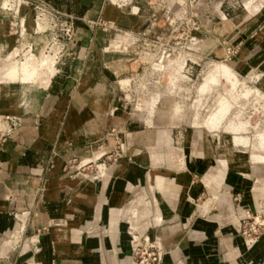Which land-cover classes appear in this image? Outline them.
I'll return each mask as SVG.
<instances>
[{"label":"crops","instance_id":"obj_1","mask_svg":"<svg viewBox=\"0 0 264 264\" xmlns=\"http://www.w3.org/2000/svg\"><path fill=\"white\" fill-rule=\"evenodd\" d=\"M40 1L58 17L74 21L71 40L63 39L53 26L54 17L43 12ZM124 6L111 0H0L1 54L15 49L13 59L20 62L26 55L37 56L42 51L52 59L53 69L46 81L38 82L34 109L5 104L21 97L19 80L4 83L7 95L0 93V122L7 116L17 119L0 151V264H131L129 240L145 235L162 250L160 264H264V243L257 251L247 248L243 242H248L239 233L240 224H236L240 213L233 203L235 192L242 191V203L254 209L250 197L244 200L245 192L253 193L251 178L246 186L237 182L228 191L219 184L213 196L208 183L206 187L201 183V173L213 159L214 146L211 152L208 144L198 162L188 160L189 167L157 164L151 156L153 150L148 159L143 150L148 148L146 137H153L149 148L159 147L154 129L141 125L138 115L143 111L135 115L124 105L112 106L116 88L129 98L135 79L126 76L128 81L122 84L118 76L113 85L116 74L108 60L114 54L106 52L107 45L122 34L130 36L132 44L142 34L145 24L135 28L131 16L148 21L139 14L137 4L129 10ZM254 16L257 21L264 20V8ZM97 19L113 23L114 28H97ZM254 47V51L259 50ZM124 54V58L128 56ZM261 61L264 49L252 58L253 65ZM45 70L46 66L41 69ZM129 117H136V121L128 122ZM128 124L131 129L126 133ZM114 125L132 138L127 142L133 144L130 157L103 167L107 175H96L94 168L106 165L103 159L104 163L95 162L105 148L104 144L91 143L101 140ZM194 148L177 149L188 153ZM87 156L94 159H83ZM71 158L74 160H68ZM146 160L153 170L142 167ZM68 161H80L77 167L88 165L83 171L89 169L90 173L64 172ZM156 165L168 166L167 172L178 175L187 171V179L178 180L177 176L178 184H173L186 188L166 194L156 180L165 170ZM132 166L133 174H128ZM81 175L97 184L77 183ZM161 178L168 181L167 187L172 185L166 177ZM202 189L225 210L214 208L212 202L209 206L204 203L203 212L199 206L195 208L192 200ZM133 205L146 215L141 233L124 220ZM157 215L160 221H156Z\"/></svg>","mask_w":264,"mask_h":264},{"label":"rangeland","instance_id":"obj_2","mask_svg":"<svg viewBox=\"0 0 264 264\" xmlns=\"http://www.w3.org/2000/svg\"><path fill=\"white\" fill-rule=\"evenodd\" d=\"M111 1L126 4L127 6L124 7L127 10L131 5L137 4L140 8L139 14L148 17L147 21L146 17L131 16L135 28H140L145 24L142 34L132 44V38L122 34L114 38L111 44L107 45L108 48L106 47L108 54H114L108 60L111 72L116 74V77H112L113 85L118 76H120L122 84L128 81L126 76L135 79L129 98H125L116 88L117 98L116 101H112V106L124 105L129 114L134 113L135 115L137 111H143L138 115L142 122L141 125L151 126L155 131V144L159 147L156 148L157 150L149 148L153 137H146L145 144H148V148L143 147V150L146 151L147 159L153 150L151 156L155 163H165L169 167L181 169L185 165L188 166V160L195 161L197 159L198 162L199 157H204L208 144H211L209 150L214 146L212 149L216 151L221 140L229 143L233 137H242L247 140L245 143L237 141L231 147L234 152L244 153L245 157L233 164L227 161L228 164L224 167L212 156L214 159L212 164L216 167L214 168L208 163L201 173V183L205 187L208 183V188L213 190L212 194L215 195L219 184L224 191H228L237 182L246 186L251 178L253 193L245 192L244 200L250 197L254 209H250L245 203H242V191L235 192L233 203L240 213L236 224L239 225L240 219L247 214L254 216L258 213L262 217L264 214V170L253 169L254 163L259 162L256 159L254 161L253 155L264 153L257 147L258 131L264 128V62L261 61L260 64L253 65L252 58L264 49V20L257 21L254 16L264 8V0ZM95 9H91V12L94 13ZM133 9L135 11L136 8ZM96 21V27L100 29H110L114 26L113 23L102 19ZM254 45L259 47L258 51H254ZM1 49L2 45H0V81L2 80L3 83H0V93L4 92L7 95L4 83L19 80L21 82L20 96L24 98L20 97L15 102L5 104L9 108L17 105L23 106L26 110L34 109L32 104L36 103L38 85L42 81H46L48 73L53 70L52 59L45 57L41 51L37 56L26 55L23 60L17 62L13 59L17 52L15 49L3 54H1ZM124 53L128 54L125 58ZM27 58L32 61L26 68H23L22 62ZM238 61H241L246 67L244 68ZM43 65L46 66L45 71H41ZM221 66H225L236 77V84L232 91L225 83L212 82L211 77L217 75ZM241 68L244 69L241 70ZM23 69H25L24 72ZM11 71L14 72L11 73ZM219 75L217 76L219 77ZM204 84L207 85L202 87ZM217 97L218 100H216ZM224 102L228 107L226 114L216 127H206L203 136H201L199 133L204 127V120L209 114L216 113ZM131 120L136 121V117H129L128 122ZM0 127H2L1 122ZM111 127L104 133L101 140L91 143L92 145L104 144L105 148L104 155L95 162L104 163L103 159L106 165L100 168L95 167L94 174L96 175L99 173L107 175V172H102L103 167H108L114 160L130 157L129 148H132L133 144L128 143L132 141V138L126 135L130 132V124L127 125L126 133L120 131L118 125ZM172 127L174 128L171 134ZM197 145L199 147L194 148ZM186 146L194 149H190L188 153H185V150L183 152V150L177 149ZM200 148H202V154ZM134 153L137 154L138 150H135ZM198 153L201 155H197ZM90 158L94 159L93 156L83 159ZM68 160L71 161L74 158ZM70 161L66 162L64 166V172L70 175L82 172L83 168L88 166L77 167L80 161ZM260 165L262 166V164ZM168 166L156 165L155 168L165 170L160 171L156 176L157 184L164 187L163 191L166 194L185 189L186 187L182 184L179 187L173 186V184H178L177 176H179L178 180L187 179V171L179 175L174 174L167 172ZM142 167L145 168V171L152 169L149 160L143 162ZM232 170H235L236 173ZM133 171L134 166L130 168L128 174H133ZM84 172L90 173L89 169H85ZM161 177H166L165 179L170 180L172 185L167 187L168 181L162 180ZM86 178L88 179L85 184L87 186L91 182L87 176ZM174 179H176L175 182L172 181ZM92 181L93 184H97L96 181ZM145 188L147 189V187ZM210 195L202 189L192 200L193 206L195 208L199 206L203 212L204 203L208 202L209 206L212 202L214 208L220 209L218 201ZM145 202L147 204V201ZM208 209L209 207L205 211ZM220 210L225 209L223 207ZM130 213L128 219H124L126 223L131 224L138 231L142 230V227L147 224L146 215L142 213L143 217H138V214L141 213H137L132 208ZM251 221L253 219L250 218L249 222ZM95 222H97L96 219ZM239 233L241 235V229H239ZM241 237L248 242V245L243 242L247 248L254 247L257 251L264 243V229L257 236L256 240H260L257 243L256 240L250 241L242 235Z\"/></svg>","mask_w":264,"mask_h":264},{"label":"built area","instance_id":"obj_3","mask_svg":"<svg viewBox=\"0 0 264 264\" xmlns=\"http://www.w3.org/2000/svg\"><path fill=\"white\" fill-rule=\"evenodd\" d=\"M44 5L43 12L52 15L53 18V26L60 33L63 39L69 41L72 39L74 34V23L71 18H63L58 17V14L53 13L52 10L49 9V6L40 1ZM43 16L39 17V21H42ZM51 46L47 47V52L50 51ZM17 119L13 117H5L2 119V127H0V150L2 149L4 143L6 142L8 135L16 124ZM253 219V221L249 222V219ZM240 229L241 235L248 239H256L260 234L262 229H264V214H255L251 216V214H247L243 218L240 219ZM134 238V237H133ZM138 245H136L134 251V260L135 264H160V257L158 255V250L155 246H152V241L150 240L148 235L137 238ZM145 249H147L145 251Z\"/></svg>","mask_w":264,"mask_h":264},{"label":"bare ground","instance_id":"obj_4","mask_svg":"<svg viewBox=\"0 0 264 264\" xmlns=\"http://www.w3.org/2000/svg\"><path fill=\"white\" fill-rule=\"evenodd\" d=\"M224 20H227V19L224 18ZM31 61L32 60H30V58L25 59V61L22 62L23 63L22 67L26 68L28 63L31 62ZM24 71H25V69H23V72ZM13 72L14 71H11V73H13ZM216 74L217 75L220 74V75H219V77L217 75L216 76H212L211 77L212 82H214V83H225L226 86L229 88V90L232 91L234 85L236 84L235 75L230 70L226 69L225 66H221ZM206 85L207 84H204L202 87H205ZM21 98L24 99L23 97H21ZM216 100H218V97L216 98ZM32 107H34V108L36 107V103L35 102H34V104H32ZM227 110H228L227 103L224 102L222 107L216 113L211 114V115L209 114L207 116V118L204 120V122H203V124H204L203 126L204 127H203V129H201L199 134L201 136H203V132H204V129L206 127L207 128L216 127L218 125V123L220 122V120L222 119V117L226 114ZM258 134H259V136H258L259 138L257 139V143H258L257 147L264 151V128L259 130ZM237 141H242L243 143H245L247 140L243 139L242 137H233L232 141H230L229 143L224 141V140L223 141L221 140V142L219 143V146L217 147V150L214 152V157H215L214 159H217V161L220 162L221 164H223L224 167H225L226 164H228L227 161L230 164H233V163L237 162V160H242V158L245 157V154L244 153H240V152H234L232 147H231L232 144L237 142ZM199 150H201V154H202V148H200ZM201 154L198 153L197 155H201ZM214 159L212 161H209L208 163L213 165L212 163H214ZM253 159H254V161H255V159L259 161V162H255L254 163L253 169H256V170L263 169L264 170V153L253 155ZM260 164H262V166ZM213 166H214V168L216 167L215 165H213ZM221 168H223V167H221ZM224 169H226V168H224ZM234 171L235 170H232V172H234ZM235 173H236V171H235ZM105 175L106 174H104L103 176H105ZM76 179L78 180L77 183L82 184L84 186H86L85 184L88 182V179L86 178L85 175H81L80 177H78ZM90 182H91L90 185H92L93 181L90 180ZM90 185L88 184L87 186H90ZM132 209H134V211H136L137 213L140 212L138 207L135 206V205L132 206ZM129 215H131V213ZM138 217L142 218L143 217L142 213L138 214ZM127 219H128V216H127ZM159 220H161V218L159 216L156 217V221H159ZM130 249H131V246H130Z\"/></svg>","mask_w":264,"mask_h":264},{"label":"water","instance_id":"obj_5","mask_svg":"<svg viewBox=\"0 0 264 264\" xmlns=\"http://www.w3.org/2000/svg\"><path fill=\"white\" fill-rule=\"evenodd\" d=\"M73 23H74V21H73ZM129 241H130L129 243H130V246H131V249H130V257H131V261H132L131 264H135V260H134L133 254H134L136 245H138V240H137L136 237H134V238L130 239ZM152 246H155V245H152ZM155 247L158 250V255H159L160 259H161V257H162V250L158 246H155ZM146 250L147 249H145V251Z\"/></svg>","mask_w":264,"mask_h":264}]
</instances>
